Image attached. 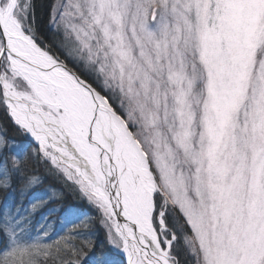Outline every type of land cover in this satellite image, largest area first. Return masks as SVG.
<instances>
[{
  "label": "snow or ice",
  "instance_id": "6c2138e0",
  "mask_svg": "<svg viewBox=\"0 0 264 264\" xmlns=\"http://www.w3.org/2000/svg\"><path fill=\"white\" fill-rule=\"evenodd\" d=\"M0 264H264V0H0Z\"/></svg>",
  "mask_w": 264,
  "mask_h": 264
}]
</instances>
